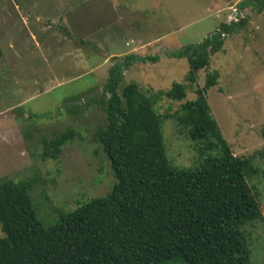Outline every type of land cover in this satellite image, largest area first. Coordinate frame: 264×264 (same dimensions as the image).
Listing matches in <instances>:
<instances>
[{"label":"rangeland","instance_id":"obj_1","mask_svg":"<svg viewBox=\"0 0 264 264\" xmlns=\"http://www.w3.org/2000/svg\"><path fill=\"white\" fill-rule=\"evenodd\" d=\"M243 1L0 0V180L28 181L39 218L53 224L57 210L74 211L116 183L94 139L106 115L99 106L85 107L102 94L114 59L159 57L155 64L132 66L124 83L137 84L156 112L168 116L195 100L207 74L217 72L206 99L234 156L250 158L258 170L249 184L262 217L242 232L252 264H264V13L253 7L237 13ZM238 17L246 19L245 27L226 36L208 69L190 83L187 60L167 54L201 43ZM177 84L184 87L182 100L174 96ZM74 100L82 108L78 116L64 108ZM69 130L75 137L60 156L44 158L45 142ZM163 134L173 166L199 165L200 145L174 120H165Z\"/></svg>","mask_w":264,"mask_h":264},{"label":"trees","instance_id":"obj_2","mask_svg":"<svg viewBox=\"0 0 264 264\" xmlns=\"http://www.w3.org/2000/svg\"><path fill=\"white\" fill-rule=\"evenodd\" d=\"M248 7L264 13V0L237 5L239 12ZM246 23L240 17L222 23L201 43L167 56L187 60L188 81L194 83L226 36ZM158 60L136 54L114 59L102 94L85 103L106 115L105 126L94 136L116 179L105 196L74 211L59 209L56 222L46 225L28 181L0 180V264H252L242 227L262 217L258 194L249 184L258 170L250 158L234 156L211 114L206 94L219 74L208 73L195 100L162 115L137 84L124 83L132 66ZM174 96L183 99V85L175 86ZM75 100L64 108L78 116L82 108ZM168 119L200 145L198 166L180 169L170 162L163 134ZM74 137L69 130L46 141L44 158L56 160Z\"/></svg>","mask_w":264,"mask_h":264},{"label":"built area","instance_id":"obj_3","mask_svg":"<svg viewBox=\"0 0 264 264\" xmlns=\"http://www.w3.org/2000/svg\"><path fill=\"white\" fill-rule=\"evenodd\" d=\"M236 12L238 13L239 11H238V9H237V6H236ZM239 18V17H238ZM238 18H236L234 21H232V22H236V21H238Z\"/></svg>","mask_w":264,"mask_h":264}]
</instances>
